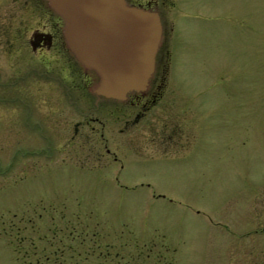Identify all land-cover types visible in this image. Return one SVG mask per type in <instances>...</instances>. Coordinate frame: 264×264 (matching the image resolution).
Returning a JSON list of instances; mask_svg holds the SVG:
<instances>
[{
  "label": "rangeland",
  "instance_id": "rangeland-1",
  "mask_svg": "<svg viewBox=\"0 0 264 264\" xmlns=\"http://www.w3.org/2000/svg\"><path fill=\"white\" fill-rule=\"evenodd\" d=\"M42 1L0 0V164L38 162L32 185L59 202L52 222H68L69 264H264V0H175L162 102L186 112L194 136L159 154L143 135L159 106L137 122L118 101L113 163L78 155L62 113L52 129L36 127L33 94L44 87L29 80L45 68L30 39L44 27ZM58 66L52 79L38 77L55 85L46 95L68 125L80 115L58 101V75L75 96H94L92 79L80 86Z\"/></svg>",
  "mask_w": 264,
  "mask_h": 264
},
{
  "label": "flooded vegetation",
  "instance_id": "flooded-vegetation-1",
  "mask_svg": "<svg viewBox=\"0 0 264 264\" xmlns=\"http://www.w3.org/2000/svg\"><path fill=\"white\" fill-rule=\"evenodd\" d=\"M36 2L37 0H24L21 5L28 7L31 4H37ZM127 2L157 10L163 25V36L149 86L144 91L129 93L124 102L134 109L131 112H125L124 117L136 113V121L139 122L145 120L146 114L159 106L160 111L151 120L143 121L149 125L147 132L143 135L150 141L149 144L159 151V154L165 155V150H173L176 147L178 150L189 146L182 141L185 135L186 140L194 136L191 126V129L185 130L186 112L171 111L174 101L167 100L165 101L167 104L162 102L167 82L165 80L166 71L170 60V36L166 33L164 23H168L167 14L175 8V0H127ZM40 10L45 20L44 27L32 32L33 38L30 39L31 49L38 53H35L37 60L40 59L38 63L45 68V71L37 74L52 79L56 74L54 69L61 62L63 68L58 66L60 73L72 70L74 77L81 79L80 86L86 85V81L89 83V79H92L93 84L98 78L97 74L80 64L69 49L61 26L62 19L49 6L46 8L41 5ZM35 37L37 45L33 46ZM19 50L17 48L14 53H22ZM15 56L29 59L19 55ZM38 75L34 80H29V84L34 87H44L39 95L33 94V97L38 100L37 109L41 113L36 119V127L41 130L40 132L52 129L53 114L62 113L67 140H71L73 145L77 144L80 147L77 154H89L101 162L109 160V163L111 161L113 163V159L117 160V152L113 151V143L110 142L117 138V127H115L118 121L117 102L123 100L102 97L95 93L94 96L87 97L83 94L70 95L64 80L66 76L63 80H59L58 75L60 84L57 83V87L63 90V94L58 96V101L76 103L77 113L80 115V118L67 125V115L56 110L52 104V97L46 95L47 88L53 90L55 85L50 79H41L42 77ZM100 98H104V102L101 103ZM107 134L109 137L106 136ZM52 144L50 141L51 146ZM40 151L42 152L43 148H40ZM29 162V160H16L9 161L6 166L0 164V264H69L68 222L64 219L61 225L52 222L53 209L55 204L59 205V202L54 204V198L50 192L40 194L33 187L38 162ZM110 177L113 176L110 175ZM258 199L259 207L264 208V195ZM61 206L62 214H65L67 206L64 197Z\"/></svg>",
  "mask_w": 264,
  "mask_h": 264
},
{
  "label": "water",
  "instance_id": "water-1",
  "mask_svg": "<svg viewBox=\"0 0 264 264\" xmlns=\"http://www.w3.org/2000/svg\"><path fill=\"white\" fill-rule=\"evenodd\" d=\"M45 2L64 22L63 34L78 62L97 74L95 94L125 100L147 89L163 36L157 10L127 0Z\"/></svg>",
  "mask_w": 264,
  "mask_h": 264
}]
</instances>
